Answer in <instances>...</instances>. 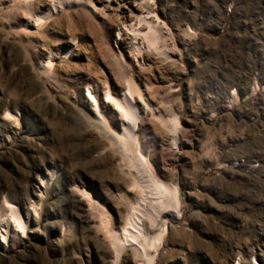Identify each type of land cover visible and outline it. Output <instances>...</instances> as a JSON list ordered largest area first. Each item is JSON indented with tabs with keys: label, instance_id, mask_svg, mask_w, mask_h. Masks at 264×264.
<instances>
[{
	"label": "rangeland",
	"instance_id": "rangeland-1",
	"mask_svg": "<svg viewBox=\"0 0 264 264\" xmlns=\"http://www.w3.org/2000/svg\"><path fill=\"white\" fill-rule=\"evenodd\" d=\"M81 1L37 29L49 0H34L31 15L0 0V201L24 211L34 194L46 197L9 245L1 235L12 224L0 221V264L115 263L98 212L75 191L90 193L117 230L125 224L136 192L86 120L89 89L121 128L105 94L122 92L125 74L153 113L178 115L173 145L139 102L144 153L180 196L156 264H264V0ZM146 11L170 58L135 55L123 24ZM49 57L53 81L39 76ZM123 254L118 264H136Z\"/></svg>",
	"mask_w": 264,
	"mask_h": 264
},
{
	"label": "bare ground",
	"instance_id": "bare-ground-1",
	"mask_svg": "<svg viewBox=\"0 0 264 264\" xmlns=\"http://www.w3.org/2000/svg\"><path fill=\"white\" fill-rule=\"evenodd\" d=\"M9 1L14 8L20 9L26 15H31L30 11L33 8L34 0ZM49 2L51 5H49L48 11L36 15L34 18L37 29L49 21L59 10H65L75 5L80 6L84 4L81 0H49ZM143 13L144 12H140L139 15L135 16L136 23H130L129 25L123 24L125 27L123 30L127 31V33L132 36V40L136 41V43H133L135 44L133 46L135 55L141 56L144 52L155 50L154 53L156 52V55L161 57L166 56L165 53L158 48V44L162 38V34L159 32L160 29H158L159 27L157 28L151 20L148 21L152 12L146 11V14ZM141 26L145 27V31L144 29L143 31L141 30ZM163 39L164 38H162V40ZM139 40H141L142 42L140 43L145 44L146 47H141L138 44ZM167 57L169 56H166V58ZM121 58L122 55L120 54L119 59ZM119 64L122 68V62L119 61ZM52 66L53 61L49 57L43 63L40 69L41 75L39 76H44L45 78H43L47 81H53L54 68ZM124 85L125 87L122 92H111L107 89L105 94V102L111 104L114 111L118 112L120 115V129L113 128L110 125L100 110L97 97L89 89L86 95L93 104V114L90 117L86 115V120L90 125L96 127L98 131H100L99 133L103 138L105 137L106 140H108L107 147L105 146V148H107L112 155L119 156L121 161L120 167L126 169L125 172L129 178L127 186L134 189L136 192L134 197H127L128 215L125 224L117 230L113 227L111 219L108 214H106V211L97 204L98 202L92 198L90 193L78 187L75 192L77 195L81 196V198H84L83 200L86 201L85 204L88 210L98 212L99 221L97 224L104 233L106 240H108L111 251L114 252V264H118L121 254L128 250H131L133 256L137 259L135 262L136 264H156V257L168 234V224L181 217L179 209L180 196L178 197L179 191L175 185L158 176L147 155L144 153L141 139L138 134L143 119L139 110V102H142L144 107L151 112V115L156 119L157 123L159 122L161 128L163 127L167 130L168 134L171 136L173 145H177L178 141H180L178 140L180 133L178 130V115L172 113L171 116L167 117L163 115V112L158 110L157 114L153 113L154 108L143 99L142 91L139 84L134 80L133 75L125 74ZM136 98H138V101ZM42 182L43 179L41 180V183ZM131 190H128V192L131 193ZM45 198V193L39 191V195L34 194V196L29 198L28 208L24 211L22 208L21 211H19L13 199L10 200L7 196L2 197L0 201V221L12 224L13 228V230H5V234L1 235V242L3 244L9 245L10 235H16L15 233L17 231L20 230L25 233L29 230L30 225L33 223L30 217L31 212H37L39 206L45 203L43 202Z\"/></svg>",
	"mask_w": 264,
	"mask_h": 264
}]
</instances>
